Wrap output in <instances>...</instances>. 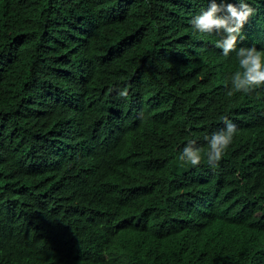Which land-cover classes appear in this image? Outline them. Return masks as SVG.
<instances>
[{
	"label": "trees",
	"instance_id": "trees-1",
	"mask_svg": "<svg viewBox=\"0 0 264 264\" xmlns=\"http://www.w3.org/2000/svg\"><path fill=\"white\" fill-rule=\"evenodd\" d=\"M238 47L264 50V0ZM207 0H0V264H264V88L189 24ZM227 116L218 166L178 160Z\"/></svg>",
	"mask_w": 264,
	"mask_h": 264
},
{
	"label": "clouds",
	"instance_id": "clouds-1",
	"mask_svg": "<svg viewBox=\"0 0 264 264\" xmlns=\"http://www.w3.org/2000/svg\"><path fill=\"white\" fill-rule=\"evenodd\" d=\"M254 14L250 0H207V7L194 14L189 21L191 32L197 37H215L214 47L219 55H234L236 69L226 83L228 95L250 94L264 88V50L256 47H238L242 30ZM222 127L203 136L207 152L202 156L199 142L188 139L178 153L184 165L196 168L206 160L210 168L218 166L227 150L239 134L236 122L221 118Z\"/></svg>",
	"mask_w": 264,
	"mask_h": 264
}]
</instances>
